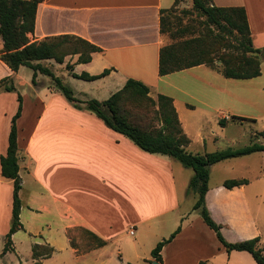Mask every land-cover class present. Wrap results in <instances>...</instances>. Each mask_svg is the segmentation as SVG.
Here are the masks:
<instances>
[{
	"label": "crops",
	"instance_id": "crops-1",
	"mask_svg": "<svg viewBox=\"0 0 264 264\" xmlns=\"http://www.w3.org/2000/svg\"><path fill=\"white\" fill-rule=\"evenodd\" d=\"M177 1L189 0H44L38 6L35 31L28 37L32 43L70 37L98 47L101 51L91 54L89 63L77 64L79 53L67 56L63 64L54 60L40 64L68 82L78 80L73 74L96 76L109 70L102 79L84 81L91 84L87 92H74L82 102L106 101L130 79L146 85L154 100L159 95L172 98L183 132L191 141L186 150L205 155L210 153L209 142L220 137L213 123L218 126L224 120V129L218 127L223 131L230 128L234 117L245 119L237 122L241 125L255 122L246 112L263 104L245 84L259 81L262 75L250 80L222 76L229 88L218 89L221 93H216L214 83L219 81L214 75L218 73L206 66L161 77L160 51L167 45L161 33V13ZM216 1L213 6L245 8L253 45L264 51V14L255 13L247 0L240 6ZM2 50L0 37V81L10 78L23 99L16 123L23 228L13 235L14 250L2 257L0 264L10 258H15V264H154L153 250L178 228L180 233L163 248L162 263L157 264H201L223 254L224 246L216 245L211 229L193 215L195 204L183 209L174 159L142 151L95 114L77 109L50 77L38 74L34 85L31 70L32 77L23 74L24 67L14 73L1 60ZM67 65L73 66L72 72ZM205 85L213 93H206ZM18 106L17 92H0V159L7 154ZM246 186L229 190L223 184L214 188L209 184L206 206L230 243L259 237L264 248L262 232L251 216ZM12 211L13 182L2 178L0 164V254ZM80 228L107 245L79 253L71 246L69 231ZM22 245L30 250L23 261ZM35 246L41 256L35 257ZM49 251L51 255L42 256Z\"/></svg>",
	"mask_w": 264,
	"mask_h": 264
},
{
	"label": "trees",
	"instance_id": "trees-1",
	"mask_svg": "<svg viewBox=\"0 0 264 264\" xmlns=\"http://www.w3.org/2000/svg\"><path fill=\"white\" fill-rule=\"evenodd\" d=\"M43 1L0 0V37L3 41L1 60L14 73L19 72L23 67L30 69L33 72L34 85L38 74L50 77L54 86L77 109H84L95 114L107 127L127 137L142 151L170 157L191 169L194 176L189 189L198 197L194 210L200 212L203 222L216 233L218 240L229 254L246 252L253 257L257 264H264V248L259 245L260 238L238 243L227 242L222 235L221 226L212 219L206 206L210 168L227 160L262 153L264 152V144L253 143L244 148H228L205 155L189 153L186 148L189 147L191 141L183 132L173 99L159 95L157 100H154L146 85L132 79L128 80L121 90L106 101H79L75 98L73 90L67 87L62 79L57 78L49 68L40 63L54 60L57 64H63L67 56L79 53L81 55L77 64L89 63L91 62V54L101 50L84 40L70 37L32 43L28 35L35 31L38 6ZM192 2L194 9L206 19L207 25L216 33V40L220 41V46L214 49V44L208 46L206 41L202 39L181 44H167L160 51L159 75L164 77L199 66H206L226 79L250 80L260 77L262 75L261 55H263V50L257 49L253 45L245 8L217 7L213 6V0H192ZM176 4H179V1ZM173 8L163 10L161 13V33L163 35L168 33V17ZM229 38H234L236 44H232ZM69 40L78 41L83 51L69 53L64 49V45ZM222 48L224 50L234 49L238 55L232 56L224 53L221 51ZM217 62L221 65L218 66ZM67 70L72 72L73 66L67 65ZM109 74L110 71L105 70L96 76L82 73L81 75L73 74V77L82 81L94 82ZM1 91L17 92L19 106L13 118L7 154L0 159L2 178L13 182L12 222L10 231L4 238V248L0 254V259L14 250L13 235L23 228L20 220L22 180L16 124L22 114L23 99L10 78L0 81ZM243 120L245 119L233 118V121L236 122ZM223 121H221V125L224 124ZM248 184L249 181L245 179H230L223 183V187L231 190ZM77 230L82 232L83 239H78L74 235ZM180 231L181 228H178L169 239L156 246L152 252L155 262L162 263L161 251ZM69 238L72 248L78 250L79 253H88L107 245L101 238L82 228L70 230ZM37 249L38 246H35V257L41 256L38 255ZM49 255H51V251L43 253L42 256L48 257Z\"/></svg>",
	"mask_w": 264,
	"mask_h": 264
},
{
	"label": "rangeland",
	"instance_id": "rangeland-1",
	"mask_svg": "<svg viewBox=\"0 0 264 264\" xmlns=\"http://www.w3.org/2000/svg\"><path fill=\"white\" fill-rule=\"evenodd\" d=\"M224 1L225 4H231L233 6H240L243 0H217L216 2ZM248 5L252 8V10L256 13L264 14V0H247ZM219 6V5H218ZM227 6V5H226ZM257 10V11H256ZM254 14V13H252ZM254 18V17H253ZM216 33L212 28H210L206 19L202 17L195 9L192 0L184 1L182 4H176L173 8L172 12L168 17V33L165 34L167 44H181L186 42H191L195 39H202L206 41L208 46L214 44V49L220 46V41H217ZM229 41L232 44H236L234 38H229ZM190 48V45H189ZM188 48V49H189ZM64 49H66L69 53L79 51L82 52L83 49L76 40H69L65 45ZM224 53L231 54L232 56H237L238 52L234 49H223L221 50ZM262 61V77L257 82H247L250 85L247 88H251L253 90V94L255 99H258L263 105L258 108L253 109L252 111H245L246 114H251L250 119L255 120V122H246L243 125L237 122H231L230 128L220 131L219 128L224 129V125H220L217 123L212 124L214 128L219 132L220 137L216 142H209V147H207V151L210 153H214L217 151H222L228 148L232 149H240L246 146H249L253 143L264 144V51L263 55H261ZM218 66L221 64L219 62ZM23 74L30 75L32 77V72L30 69L24 67ZM215 77H218L219 81H215L216 84V93H221V90L224 91L228 89V85L223 84L222 81H226L221 75L214 74ZM47 78V77H46ZM204 79H206L204 77ZM214 79H210L209 81L213 82ZM64 84L71 88L73 92L77 93L80 91H88V86L90 83H86L81 80H73V81H63ZM233 83V82H232ZM241 85V82H236ZM232 85V84H230ZM246 88V89H247ZM221 89V90H218ZM27 88L21 89V93H23ZM206 93H213V90H210L207 85H205ZM259 90H263V93H259ZM202 91L200 90V93ZM215 118L212 117V121ZM219 127V128H218ZM225 131V132H224ZM208 133V132H207ZM209 134V133H208ZM196 152L197 150H192ZM200 151V150H199ZM203 152V151H200ZM175 176L176 183L179 189V193L181 196V205L184 210L191 209L192 206L197 201L198 197L194 195L193 192L190 191V182L194 176V172L191 169L186 168L181 163L175 161ZM235 178H244L249 181V184L246 186V195L248 199V203L251 209V216L254 218L257 226L262 232L263 242H264V152L253 154L244 159H236L231 160L225 163L214 165L210 168V187H218L222 186L223 182L230 179ZM195 217H199L202 221V217L199 211H195L193 213ZM181 227V226H180ZM216 241V245H221L218 238H216V233L211 230ZM78 239H83L84 235L80 230L75 231L74 234ZM223 235V234H222ZM233 236L236 238L238 234L234 233ZM224 237V235H223ZM229 242L227 239H225ZM230 243V242H229ZM233 243V242H231ZM26 245H22V257L20 260L23 261L24 258H27V255L30 254V250L27 252ZM222 247V246H221ZM111 249V248H110ZM115 254V258L117 262L118 260L117 249L115 247L112 248ZM217 250V248H216ZM28 253V254H27ZM15 258H10V260H6L1 264H12L14 263ZM203 264H257L253 257L246 252H232L228 253L226 249L223 247V254L217 256V258L213 261L202 262ZM201 263V264H202ZM15 264V263H14ZM23 264H27L23 262ZM29 264V263H28ZM85 264V263H82ZM122 264H127L123 262Z\"/></svg>",
	"mask_w": 264,
	"mask_h": 264
},
{
	"label": "built area",
	"instance_id": "built-area-1",
	"mask_svg": "<svg viewBox=\"0 0 264 264\" xmlns=\"http://www.w3.org/2000/svg\"><path fill=\"white\" fill-rule=\"evenodd\" d=\"M131 235H134V229H132V231H131Z\"/></svg>",
	"mask_w": 264,
	"mask_h": 264
},
{
	"label": "water",
	"instance_id": "water-1",
	"mask_svg": "<svg viewBox=\"0 0 264 264\" xmlns=\"http://www.w3.org/2000/svg\"><path fill=\"white\" fill-rule=\"evenodd\" d=\"M154 264H157V263H154Z\"/></svg>",
	"mask_w": 264,
	"mask_h": 264
}]
</instances>
